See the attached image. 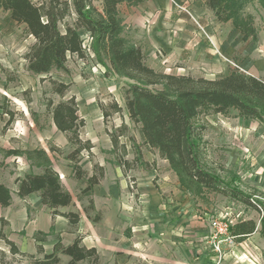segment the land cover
<instances>
[{
	"label": "rangeland",
	"instance_id": "374dc122",
	"mask_svg": "<svg viewBox=\"0 0 264 264\" xmlns=\"http://www.w3.org/2000/svg\"><path fill=\"white\" fill-rule=\"evenodd\" d=\"M32 1L41 4L47 0ZM168 1L172 4L170 10H176L184 20H189L195 26L194 32L190 30L191 37L181 36L179 41L175 42L180 35L171 33L170 27H165L166 24L159 22L156 13L161 8L151 9L155 13L145 20L147 26L143 33L141 26L134 21L138 14L143 15L142 4H128L125 1L119 6L124 19L125 35L133 44L142 48L150 66L164 73L208 79L227 76L232 70L239 68L264 81V6L259 0H253L245 9V13L253 17L257 29L256 41H243L242 34L233 27L232 22H219L213 11L207 10L204 0ZM192 16L197 20H193ZM158 31H165L164 35H168L165 43L157 42L158 37L162 36L157 35ZM81 34L87 46L85 58L68 56L65 70L53 69L48 74H34L28 70L25 59L26 52L35 42L34 37L29 34L25 25L18 24L11 18L9 11L0 9V97L5 109L10 112L7 114L0 109L1 155H6L7 151L13 149H43L48 153L53 168L59 167L67 172L65 176L58 174L64 188L71 192L75 204L63 210L79 211L82 215L86 213L88 218L91 217L90 221L99 218L100 232L104 235L101 237V253L98 251L99 264H118L113 262L108 253L107 229L111 236L115 237L116 245L128 242L126 236H129V240L135 236L138 242L136 246L144 243L147 247L145 251L148 252L132 254V264H140V260H145L144 255L151 260L148 264H170L172 261V264H197L196 262L201 260H204L203 264H257L259 258L255 257L256 255L253 258L251 253L249 256L252 260L244 258L240 253L230 259H215L216 254L208 244V236L211 220L221 215L228 214L233 218L240 215L238 219H253L257 226H260L259 209L220 193L205 192L198 196L186 191L168 161L140 145V134L125 109L124 88L128 81L107 71L91 51L92 40L89 34L84 30H81ZM147 34L154 35L153 42L143 39ZM181 40L184 43H181ZM54 82L69 85L64 96L54 91ZM72 96L76 98L79 116L86 120V125L80 132L81 138L91 140L94 145L90 152L83 151L79 156L84 169L92 173L93 166L102 162L109 169L108 178L114 180L112 168L116 169L114 164L118 163L106 129L113 131L123 123L127 124L129 134L135 136L137 145L141 146L144 160L153 164L149 169L136 163L135 147L128 137H121V143L127 146L125 158L132 165L126 174L118 165L128 182V189L120 187L118 191L106 195L110 201L99 198V210L95 209V203L94 209H88L90 197L81 196L84 184L74 179L73 163L67 158L75 147L69 143L66 135L57 129L53 115L48 109L50 101L56 104ZM113 103L122 106L124 111L121 114H112L105 121L100 106L103 105L111 111ZM198 121L206 127L203 133L206 144L202 153L205 166L216 171L225 181H230L234 176L238 177L236 184L244 192L264 198V122L245 119L236 109H230L224 114L206 112ZM6 123L8 127L4 129ZM18 156L23 159L16 157L11 164L15 163V168L19 171L34 173L43 170L42 167L35 166L25 154ZM6 166L4 162H0V168L5 170ZM151 170L155 177L140 179L152 183L163 198L152 214L145 210L149 201L140 198L137 186L138 176ZM104 184L106 187L107 183ZM118 184L124 185L120 180ZM95 187L101 190L99 186ZM110 209L115 211L111 213ZM119 219L123 221L119 222ZM141 224L152 228L148 243H145L147 232H141L142 228L139 227ZM158 224L165 229L158 230ZM50 235L53 241L61 239L54 232L48 236ZM2 243L5 244L4 241ZM51 251L52 249L48 252ZM262 254L260 261H264V249ZM36 256L42 259L44 253H38ZM63 256L65 255H60L58 264H68L69 261L65 259L61 263ZM21 260H24V264H27L26 261L32 262L30 259ZM78 264H89V261L83 260Z\"/></svg>",
	"mask_w": 264,
	"mask_h": 264
},
{
	"label": "trees",
	"instance_id": "16d2710c",
	"mask_svg": "<svg viewBox=\"0 0 264 264\" xmlns=\"http://www.w3.org/2000/svg\"><path fill=\"white\" fill-rule=\"evenodd\" d=\"M125 1L135 5L145 0H47L41 4L32 0H0V9L9 11L11 18L25 25L34 37V44L25 54L27 68L34 74H48L53 69L65 70L68 56L85 58L87 46L81 34V30H84L92 40L91 51L96 60L107 71L128 81L124 88L125 109L140 134V145L168 161L180 185L189 193L198 196L205 192L220 193L258 209L251 201L252 195L236 184L238 177L225 181L216 171L205 166L202 153L206 144L203 136L206 127L198 120L206 112L224 114L236 109L245 119L264 122V81L239 68L217 79L174 75L154 69L147 63L142 48L125 35L124 19L119 10ZM252 1L206 0L205 3L219 22L231 21L233 27L242 34L243 41H256L257 29L253 17L245 13ZM259 2L264 6V0ZM54 83V91L64 96L69 85ZM111 108L109 111L103 105L100 106L105 121L112 114L124 111L117 103H113ZM0 109L10 113L5 109L1 97ZM48 109L57 129L75 147L67 158L73 163L74 179L84 184L81 196L90 197L88 209H94V187L104 179L105 168L97 163L90 173L80 164V154L83 151L90 152L94 145L91 140L81 138L80 132L86 120L79 116L76 98L72 96L56 104L50 101ZM7 127L8 123L4 129ZM106 133L112 142L116 161L125 174L132 165L125 158L127 146L121 143V137H128L135 147L136 163L149 169L152 167L153 164L144 160L141 146L137 145L135 136L129 134L127 124L123 123L113 131L106 129ZM22 154L43 170L16 179L19 195L27 197L32 193H40L43 203L52 210L53 218L62 216L72 226H77L81 221L79 212L59 210L60 207L73 205V196L64 188L48 153L43 149H13L6 152V155ZM11 201L10 189L0 183V205L7 207ZM98 220L97 217L93 218L94 222ZM0 221L6 224L2 218ZM261 223L264 229V213ZM256 226L257 223L250 219L237 222L230 230L237 241H242L256 230ZM54 231L53 226L50 233L39 232L34 235V239L39 243L45 242ZM0 240L9 248V252L0 249V264H15L25 258L34 264H58L61 254L70 257L68 264H78L83 260H88L89 264H99L100 260L98 250L83 245L80 235L69 245L58 239L49 253H45L43 246L38 244V253H44L42 259L21 251L3 230H0Z\"/></svg>",
	"mask_w": 264,
	"mask_h": 264
},
{
	"label": "crops",
	"instance_id": "0c3cea01",
	"mask_svg": "<svg viewBox=\"0 0 264 264\" xmlns=\"http://www.w3.org/2000/svg\"><path fill=\"white\" fill-rule=\"evenodd\" d=\"M206 2V0H204ZM139 4H142V12L143 15L138 14L135 17V23H138V26H141L142 31L144 33L145 27L147 26L145 20L148 19V16L150 14L155 13V11H151L152 8H161V10L156 13L159 19V22L163 25L166 24L165 27H170L169 31L172 33L174 32L175 34L180 35L177 39H175V42H178L180 37L184 36H189L191 37L190 30L194 32L195 26L189 22V20H184V17H181L176 10H170L172 9V4L168 0H145ZM207 10L209 8L207 7ZM196 12V10H194ZM197 13V12H196ZM152 16V15H151ZM184 16V15H182ZM193 20L196 18L194 16ZM197 20V19H196ZM186 21V22H183ZM193 22V21H192ZM141 23H144L142 26ZM150 27V25H149ZM165 31H158V36L159 34H162V36H159L157 41L159 44L160 42L165 43V39L168 38V35H164ZM147 34L143 39H147V41H152L154 38H152L154 35L151 36V34L148 36ZM192 35V34H191ZM193 36V35H192ZM170 38L172 39V36L170 34ZM196 40V38H194ZM181 43H184L183 40H181ZM178 44V43H177ZM152 67V66H151ZM247 151H250L248 148H245ZM49 151V150H48ZM50 152V151H49ZM18 158V155H1L0 153V162H4L5 165H7V169L4 170V168H0V183L6 185L10 191H11V197L12 201L11 204L7 207H3L0 205V218L6 221V224L3 225L2 222L0 221V230H3L6 236L14 241L19 249L23 252L37 255V246L38 244H41L45 250V253H49L51 249H53L54 244L56 241L51 240V235L48 236L47 241L45 242H37L34 239V235L42 232V233H50L51 228L54 226L55 231L54 233L57 234L58 237H61L62 242L65 245L71 244L74 239L77 237V235H82V243L85 245L87 248H92L95 247L100 253H101V245H102V240L101 237L104 236L101 232V226L100 222H93L90 221L87 214L83 213L81 215V221L77 226H72L69 221L62 216H56L53 218L52 216V210L48 208L44 203L43 200L40 196V193H32L27 197H21L18 193L19 191V186L18 183L16 182V179L18 177H23L29 172H21L18 169L15 168V163L11 164V161H14V158ZM20 159H23L21 156L19 157ZM26 161V159H25ZM104 167L106 166L104 163H100ZM116 169L112 168L115 174V178L109 179L108 178V173L109 169L106 166L105 169V177L101 181V183L97 186L101 188L99 190L98 188L95 187L94 189V203H95V209L99 210V204H98V199L101 198L103 200L110 201L109 198H106V195H110L111 192H116L120 187L128 189V182L126 181V178L124 177L125 175L123 174V171L121 168L114 164ZM54 169L61 175H66L67 172L64 171V169H61L59 167ZM14 171L13 173H11ZM42 171V170H41ZM41 171H35L34 173H40ZM90 171V170H89ZM136 172V171H135ZM146 175V176H145ZM119 176V177H118ZM156 175L153 174V171H147L143 175L137 178V186H138V193L140 194V198H145V200L149 201V205L145 207V210L148 211V213L152 214L154 211L157 210L158 206L162 203L163 198L157 188L155 186L149 183L145 180H141L140 178H153ZM118 180L123 181L124 185H119ZM113 181V182H112ZM106 187H105V184ZM104 184V185H103ZM163 188V187H162ZM252 195V194H251ZM254 195V194H253ZM115 202V200H113ZM73 204H75V200L73 199ZM70 207V206H67ZM67 207H60L59 210L62 212H66L68 210H63L64 208L67 209ZM111 213H113L115 210L110 209ZM260 216V226H256V230L250 234L248 237L243 239L242 241H237L235 239L236 245L231 248L227 244L223 245V251L226 253L225 259L228 257L232 258L233 255H237V253H240L243 255L244 258H250L249 254L251 253V256L254 258L255 257L259 258V261L257 264H264V261H260V258L263 257V249H264V229L261 223V218L262 214L259 213ZM119 222H122L121 219H119ZM253 220V219H252ZM241 221H246L243 218L239 219L238 222ZM255 221V220H254ZM256 222V221H255ZM257 223V222H256ZM139 227H141V232L146 231V240L145 243L150 242L148 239L151 237V231L152 228L151 226L141 224ZM145 227H147V230H145ZM158 230L159 229H165L164 226H161L158 224ZM160 227V228H159ZM211 229V226H210ZM209 229V231H210ZM212 231V230H211ZM210 231V234H211ZM136 233V230L134 231ZM210 234L208 236V244H210ZM144 235V234H143ZM126 240L128 242H124L123 244L116 245L115 237L111 236V233L107 229V238H108V253L109 255L113 258L114 263L118 264H132L131 260L133 259L132 254L137 253V252H148L145 251L147 247L141 244V246H136L138 243L135 239V236L131 238V240L128 239L129 236H126ZM157 237V236H156ZM3 241L0 240V249L4 250L6 252H9V249H7L6 245L2 243ZM213 249V248H212ZM47 251V252H46ZM214 254H216L215 259H217L218 255L217 253L212 250ZM152 252V251H150ZM42 254V253H40ZM230 254V256H229ZM120 256V257H119ZM39 257V256H38ZM119 257V258H117ZM144 261L140 260V264H148L151 262V260H148L146 256L144 255ZM27 259V258H25ZM69 261L70 257L69 256H63L61 259V263L63 260ZM219 259V258H218ZM252 260V258H250ZM24 261V260H23ZM22 260L15 264H24ZM21 262V263H20ZM178 260H176V263ZM215 262V261H214ZM27 264H34L33 262L26 261ZM170 262V264H172ZM197 264H203L204 260H201L199 262H196ZM214 264V263H213Z\"/></svg>",
	"mask_w": 264,
	"mask_h": 264
},
{
	"label": "built area",
	"instance_id": "2783aa9c",
	"mask_svg": "<svg viewBox=\"0 0 264 264\" xmlns=\"http://www.w3.org/2000/svg\"><path fill=\"white\" fill-rule=\"evenodd\" d=\"M251 201L256 204L261 214L264 213V198L259 195H252ZM240 218H233L231 215H221L215 217L211 220V234H210V244L213 250L217 253L219 260L225 257L226 253L223 251V245L227 244L229 247L233 248L236 245V237L231 233L230 228L235 225ZM230 256V254H229Z\"/></svg>",
	"mask_w": 264,
	"mask_h": 264
},
{
	"label": "bare ground",
	"instance_id": "6f19581e",
	"mask_svg": "<svg viewBox=\"0 0 264 264\" xmlns=\"http://www.w3.org/2000/svg\"><path fill=\"white\" fill-rule=\"evenodd\" d=\"M17 101V100H16Z\"/></svg>",
	"mask_w": 264,
	"mask_h": 264
}]
</instances>
